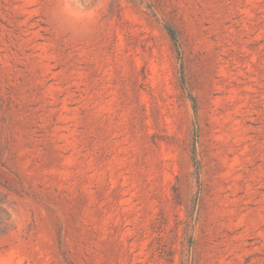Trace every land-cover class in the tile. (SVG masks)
I'll return each mask as SVG.
<instances>
[{
    "label": "rangeland",
    "instance_id": "1",
    "mask_svg": "<svg viewBox=\"0 0 264 264\" xmlns=\"http://www.w3.org/2000/svg\"><path fill=\"white\" fill-rule=\"evenodd\" d=\"M0 264H264V0H0Z\"/></svg>",
    "mask_w": 264,
    "mask_h": 264
},
{
    "label": "trees",
    "instance_id": "2",
    "mask_svg": "<svg viewBox=\"0 0 264 264\" xmlns=\"http://www.w3.org/2000/svg\"><path fill=\"white\" fill-rule=\"evenodd\" d=\"M172 37L174 38V35H173V33H172Z\"/></svg>",
    "mask_w": 264,
    "mask_h": 264
}]
</instances>
